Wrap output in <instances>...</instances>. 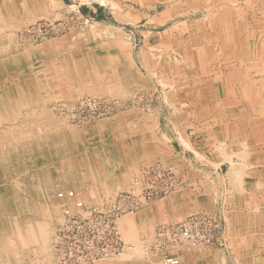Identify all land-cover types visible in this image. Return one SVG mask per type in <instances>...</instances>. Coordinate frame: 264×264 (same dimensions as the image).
I'll return each instance as SVG.
<instances>
[{"label":"rangeland","instance_id":"374dc122","mask_svg":"<svg viewBox=\"0 0 264 264\" xmlns=\"http://www.w3.org/2000/svg\"><path fill=\"white\" fill-rule=\"evenodd\" d=\"M34 1L37 4L32 12L24 14L22 12L20 16L9 21V28L7 26L6 28L12 31L17 43L22 45L23 49L47 45L46 49L49 52L47 51L43 55V60L39 64V72L45 82L51 84L56 82V85L50 87L48 90L36 91V95L40 97L42 102L39 101L33 103L31 106L22 108L11 122H3L0 124V152L5 153L11 148H25L26 145L24 144H31L33 141L36 142V140L41 141L54 134H59L62 137V130L67 132L70 129L79 128V130H82L84 128L87 131L91 130L96 132L95 130H99V123L105 122L106 126L109 127L108 141L117 139V141H115L117 146L120 145L121 141H125V143H127V141H133L134 139L140 141L141 147L138 152V155H140L138 156L139 163L136 165V169L134 171L132 169V172L129 174V188L117 191L114 190L107 195L104 194V190H102L101 187L97 186L95 190L98 200L90 197V199H87L90 200L87 205H107V202L112 200L115 196L132 191H138L136 193L140 194L141 190L149 184L148 173L152 168L157 166L171 171L175 177L178 178V185L175 190L169 191L168 194L159 199L137 204L138 207L133 215L122 218V220L124 219L123 225L127 222L134 221L146 223L145 229L137 230V239L136 243H133L134 245L131 244L133 241H129L125 237L126 235H124L126 226L121 228L123 230H121L122 233L120 232V238L128 245V249L129 247L131 249L130 251H125L124 254H128L129 260L131 259L130 261L141 264H159L162 262L163 255L176 257L179 260V264H222L216 254V248L213 246L199 248L189 242L178 240L176 247L170 248L167 246L168 241L164 237L162 243L160 242L159 230L161 231L162 227L170 228L176 222H180L189 216L200 213L213 216L211 215L214 209L213 198H211V202L209 199H206V197L199 198L200 193H203L202 185L204 184L203 182H205V177L209 174L207 171H214L215 167L219 166L222 168L221 174L226 175L225 173L229 169L228 162L232 166L235 164L238 166V160L237 162L235 160L231 162V158L224 157V154H230V151L233 150L234 152V150L236 151L240 148L239 141H235L237 143H232L231 139L228 138L227 134L229 129L226 125H222L221 123L207 124L209 119L215 118L218 120V118L214 116V113L213 116L206 114L209 113V111H213L214 108L205 97H202V100L197 103L199 101V99H197V95L199 96L197 91L201 89V86L197 85L199 87L195 89V94L193 90L190 92L191 86L197 83L194 81L197 76L193 77V75L189 74L192 71L189 70L194 67L195 69L192 70L196 71V68L200 66L199 63L203 64L206 62H200L199 56L201 55H197L193 62L187 61L180 65L176 64L174 60H171L174 70L183 68V71H185L187 70L186 68L189 69L188 72L181 73L182 75L179 78H174V81L171 77H169L167 81L164 76V67L169 57H183L181 54L183 47H189V45L183 43H187V40H191L193 37L195 38L196 34L212 37V39L216 41L225 40V37H228L227 35H229V32L232 30L221 28L219 22L223 20L217 21V17L221 15L213 14L209 16L212 17V19L208 18L205 19V21L200 19L195 23V27L199 33L193 34V29L191 27L190 29H182V27L178 28L176 26L177 24L171 23L168 28L163 27L158 30L159 34H156L154 38L150 39L149 37H145V34H142L144 28L141 26H128L115 23L108 14H104L102 17L99 15L92 18L85 17V13L82 11L84 7H78L79 0L77 4L76 2L70 4V0H63L64 4L58 7L54 6L48 13L45 6L41 5L43 2L40 4L39 0ZM79 2H82V0ZM262 15L258 16L260 19L257 18L256 21H250L248 23V25H253L252 27L254 28L250 27L247 28V30L242 29L244 32L247 31L249 40H255V35H257L256 44L260 46L264 43V19H261L264 18V14ZM249 17H253V15ZM224 20L227 19L225 18ZM249 20L248 18V21ZM101 21H104V24H102L103 26L112 25L119 30L120 33L114 30L115 32L112 34V32L110 33L112 30L108 31L106 28L98 27L96 23H102ZM209 24L214 28L208 29ZM217 24H219V26H217ZM203 32L204 34H202ZM199 47L203 48L202 44H199ZM222 47L226 48V46L222 45L220 47L222 50L215 53L223 58L224 56H228L229 50L227 54ZM53 48L55 50V56L53 55ZM217 48H219V46H217ZM253 48H256V46H249V51ZM236 49L237 54L242 52V47L240 45H237ZM85 50H98V52H101L107 58L117 53V55L124 54L130 69H135V72L138 74L137 78L139 81H137L141 84V88L135 89L131 97L111 95V93L107 91V88H110L111 85L106 82L108 81L106 78L105 80L103 79V82L93 80L90 74L91 70L86 67L79 68L77 66V61L84 57ZM211 50L213 49L205 53V55H207L206 57L209 58L214 56L215 53ZM231 51L234 50H230V52ZM199 54L203 55V53ZM47 58H49V60ZM236 61L237 60L234 62L236 63ZM216 64H219L223 68L225 65H228V62L221 60ZM229 64H231L230 61ZM249 65L255 70H262V72L259 73L261 75L253 79L263 80L264 82V59L254 60L249 63ZM71 67H75V69ZM112 70L115 71L116 69ZM225 80V82L229 83L228 77H225ZM219 88H221V86ZM210 89L214 88L211 87ZM230 90H233V88H221L222 93L219 96L218 93L220 91L215 90L214 97L217 95L216 99H218L221 104H224L227 102L224 99H227L228 95L231 93ZM234 90L236 91L237 89L234 88ZM87 100H95L97 103L94 107L88 106L87 103L83 104V106L80 105V102ZM89 102L93 103V101ZM214 104L216 106L217 103ZM206 106L209 111L205 108ZM228 110L231 111V108ZM160 128L166 132L169 136V140L161 134L163 132L160 131ZM177 134L185 139L179 142L176 139ZM112 135L116 138H112ZM55 139L58 140L59 137ZM214 152H217L219 156H215V158L209 157V154H213ZM38 155L40 156L37 157L39 160L44 156V154ZM23 156L24 154L21 159L24 158ZM46 156L50 158V155ZM181 159L185 161V164L193 166L194 169L198 171L200 170L199 172H194L200 182L197 183V185L194 184L196 187L195 190H191L190 188L189 191L186 190L184 192V202H188V205H185L186 203L183 205L182 212L171 214L170 220L167 221H162L163 218L161 217L160 220L151 227L147 225L145 219L147 216L143 217L144 214H147V212L145 213L146 208L157 202H162L169 196L186 188V183L183 185L182 174L177 171V169L181 168L180 163H184L181 162ZM183 171V175L186 177L193 176L190 169ZM4 177L8 178V174L4 175ZM4 181L6 182V179ZM67 189L68 188L65 190ZM69 190L75 191L76 198H78L79 190L76 187L71 186ZM56 192L62 191L57 190ZM193 194L198 199H195ZM17 196L18 195H16V201L19 200L21 195ZM92 199L95 201L93 202ZM192 201H200L201 204H204V206H202L205 210L201 212H194L192 210L187 211V206H192ZM29 209L30 214L28 218L32 220L28 221L34 222L39 220V215L34 216L36 208L30 206ZM155 212L157 211H154V214L152 213L150 219L153 216L155 217ZM159 213L161 212L159 211ZM217 222L220 225V234L222 237V222L218 218ZM59 224L53 222L52 227L54 232L49 242L55 255L58 254V252L56 253L54 244L56 233L59 236ZM135 245H137V247ZM132 248H134V250ZM220 249L222 250L224 248L217 246L216 250ZM120 255L82 264L114 263L115 261L121 260ZM56 258L52 256L48 257L46 254H39L36 252L35 247L30 246L18 256L16 262L11 263L7 262V260H0V264H59L57 255Z\"/></svg>","mask_w":264,"mask_h":264},{"label":"bare ground","instance_id":"6f19581e","mask_svg":"<svg viewBox=\"0 0 264 264\" xmlns=\"http://www.w3.org/2000/svg\"><path fill=\"white\" fill-rule=\"evenodd\" d=\"M36 4L34 0H0V124L11 122L22 108L39 101L42 102L40 97L36 95V91L48 90L56 85V82L54 84L45 82L39 72V64L43 60V55L48 51L46 49L47 45L23 49L22 45L17 43L15 35L8 29L9 21L20 16L22 12L23 14L32 12ZM41 5L45 6L48 13L54 6L58 7L62 4L59 0H47ZM261 48L264 51V44ZM117 54L107 58L98 50H85L84 57L77 61V66L91 70L90 74L93 80L103 82V79L106 78L108 80L106 82L111 85L110 88H107L111 95L131 97L135 89L141 88L137 78L138 74L135 69H130L124 54ZM47 59L49 60V58ZM171 60H174L178 65L183 64L182 57H169L166 60L164 76L167 81L169 77L173 81L174 78L180 77L181 68L174 70ZM72 69H75V67ZM112 69L116 70L113 71ZM213 101L211 104L214 110L209 111L205 107L209 111L206 114L211 116H213V113L214 116L219 115V113L223 114L226 124H222L228 127V138L232 139L234 143L236 130L240 131V129L232 124L233 120L231 119H236L238 116L230 110H224L222 105ZM214 103H217L216 106ZM83 129H70L67 132L62 130V137L59 134H54L45 138L46 140H36L31 144H24L26 146L22 149L11 148L5 153L0 152L1 261L16 262L18 256L30 246L35 247L36 252L39 254L56 258L57 254L55 255L49 245L54 232L52 224L53 222L56 224L61 223L62 209L72 206L74 202V200L68 198H58L57 190L67 192L71 186L76 187L79 190L78 198L81 197V201L87 205L90 202L87 199H90V197L97 199L95 190L97 186L101 187L104 194L107 195L114 190L129 188V174L132 169L133 171L136 169L137 161L135 158L138 157H135L134 154L138 155L141 147L140 141L137 139L127 141V143L121 141L120 145L117 146V143H115L117 139L108 141L109 127L106 126L105 122L99 123V130H95L96 132ZM56 137H59V139L56 140ZM112 138L116 137L112 135ZM23 154L24 158L21 159ZM38 154H44L41 160L37 158L40 157ZM46 155H50V158ZM240 156L238 159H240ZM242 157L244 156L242 155ZM235 168L236 166H234ZM234 169V173L230 169L232 174H235L236 170ZM6 174H8V178L4 177ZM232 174L231 176H233ZM234 179L232 180L234 181ZM234 185L237 184L234 182ZM66 188L68 189L65 190ZM16 195H21L17 201ZM30 206L36 208L34 216L39 215V220L28 221L32 220L28 218ZM121 220L118 223L120 232L123 230L121 228L126 226L125 237L129 241H133L131 244L136 243L137 230L145 229L146 223L134 221L123 225L124 219ZM135 246L137 247V245ZM132 249L134 250V248ZM128 250H131L130 247L125 251ZM125 251L120 255L121 260L104 264H141L130 261L128 254H124ZM159 264H162V262Z\"/></svg>","mask_w":264,"mask_h":264},{"label":"crops","instance_id":"0c3cea01","mask_svg":"<svg viewBox=\"0 0 264 264\" xmlns=\"http://www.w3.org/2000/svg\"><path fill=\"white\" fill-rule=\"evenodd\" d=\"M46 1L47 0H39L40 3ZM59 1L61 4H64L63 0ZM77 1L78 0H70L71 3H69L73 4L76 2L77 4ZM79 1L78 7H84L82 11H84L85 17L92 18L97 17V15L102 17L104 14H108L115 23L128 26H141L144 28L142 34H145V37H149L150 39L154 38L156 34H159L158 30L163 27L168 28L171 23L177 24L176 26L178 28L182 27V29H190L191 27L193 29V34L199 33L195 27V23L200 19H203V21L208 18L212 19V17L209 16L213 14L221 15L217 17L218 22L221 19L223 20L219 22L221 28L232 30L229 32V35H227L228 37H225V40L215 41L212 37L196 34L195 38L193 37L191 40H187V43H183L189 45V47L184 46L182 49L181 54L183 55V63L187 61L193 62L197 55H201L199 56L200 62H206L203 64L199 63L200 66L196 68V71L192 70L195 69L194 67L190 70L186 68L187 70L185 71L181 68L179 75L181 76V73L188 72L189 70L192 71L189 74L193 75V77L197 76L194 80L197 83H194L195 85L191 86L190 89V92L193 90L195 94V89L201 86V89L197 91L199 96L196 94L197 99H199L197 103L202 100V97H205L210 103L214 100L219 103V105H222L224 110L231 108V111L238 116L236 119L231 120H233L232 124L240 129V131L236 130L237 133L234 138V143H237L235 141H239L240 148L239 150H234V152L233 150L230 151V154L224 155L227 158H231V162H234V160L237 162L238 160L240 165H233L231 168L232 165L228 162L229 169L226 171V175L221 174L222 168L219 166L215 167L214 171H207L209 174L206 175L205 182H203L204 184L202 185L203 193L201 192L199 195V198L206 197L210 202L211 198H213L214 209L211 215L220 219L222 222V238L225 242V246L222 250H216L217 246H213L216 248V254L222 264H264V82L263 80L253 79L260 76L261 74L259 73L262 72V70H255L249 65V63L254 60H263L264 51L260 45L256 44L257 35H255V40H249L247 31L244 32V30H242H247V28L250 27L254 28L252 27L253 25H248V23L250 21H256L257 18L260 19L258 16L264 14V0ZM252 15L253 17H249ZM199 16L202 17L200 18ZM225 18L227 20H224ZM248 18L250 19L249 21ZM101 22L102 23H96L98 27L106 28L108 31L112 30L110 31L112 34L115 32L114 30H117L112 25L103 26L102 24H104V21ZM219 24H217V26H219ZM212 28L214 27L209 24L208 29ZM200 29L203 30L202 28ZM117 33H120L119 30H117ZM202 34H204V32ZM199 44H202L203 48L199 47ZM222 45L226 46V48H222L227 54L229 50L228 56H224L223 58L216 54L218 51L222 50L220 48ZM237 45L242 47V52L238 54L236 49ZM217 46H219V48H217ZM249 46H256V48L249 51ZM210 49H213L211 51L216 53L214 56L208 58L205 53ZM230 50L234 51L230 52ZM53 51V55H55L54 48ZM199 53H203V55ZM221 60L228 62V65L222 68L219 64H216ZM235 60H237L236 63L234 62ZM229 61L231 64H229ZM234 63L235 65L233 66ZM225 77H228L229 83L225 82ZM218 85L219 87L221 86L222 89L233 88V90H230L231 93L228 95V98L224 99L227 101L226 103L223 101L224 104H221V102L216 99L217 95L214 97L215 90L220 91L218 96L222 93ZM211 87L215 90L210 89ZM234 88L237 90L235 91ZM219 115L216 116L218 120L215 118L209 119L207 124H226L223 114L219 113ZM160 131L163 132L161 134L165 136L166 139L169 138L162 128H160ZM240 134L242 135L240 136ZM176 139L180 142L185 138L177 134ZM241 154L244 157H242ZM134 155L135 157L140 156L137 154ZM215 156H219L217 152L209 154V157L215 158ZM239 156L240 159H238ZM135 160L137 161L136 165H138L139 157L135 158ZM181 162L184 163L182 164L179 162L181 168H179L180 170L177 169V171L182 174L183 185L186 183V188L169 196L162 202H157L154 205L148 206L145 210L147 214L143 215V217L149 216L148 219L147 217L145 218L147 225L152 227L161 217L163 218L162 221H167L170 220L171 214L182 212L183 205L186 203L184 202V192L186 190L189 191L190 188L191 190H195L196 187L194 184L197 185V183L200 182L195 174L198 170L194 169L193 166L185 164L183 159H181ZM234 166H236L235 169ZM188 169L193 173V176L186 177L183 175V170ZM230 169H232V173H234L233 169L236 170L235 174H238L239 177L238 175H236V177L235 174H232ZM202 171L206 172L205 170ZM231 174L233 176H231ZM232 177L235 178L234 181ZM234 182L238 187L234 185ZM194 198L198 199L195 196ZM192 202V206H187V211L192 210L194 212H201L205 210L203 207L204 204H201L200 201ZM185 205H188V202ZM158 210L161 213H159ZM207 210L211 211L210 209ZM154 211L158 213L155 212V217L153 216L150 219Z\"/></svg>","mask_w":264,"mask_h":264},{"label":"built area","instance_id":"2783aa9c","mask_svg":"<svg viewBox=\"0 0 264 264\" xmlns=\"http://www.w3.org/2000/svg\"><path fill=\"white\" fill-rule=\"evenodd\" d=\"M85 103L94 107L97 102L87 100L80 102V105L83 106ZM152 169L148 173L149 184L140 194L136 193L138 191L120 194L108 201L107 205H86L76 198V192L73 190L57 193L58 198L74 200L72 206L62 209V220L58 226L59 236L56 233L54 246L56 253L58 252L59 264L100 261L120 255L128 248L120 238L119 221L125 216L133 215L137 204L164 197L178 185V178L171 171L160 166ZM220 230L216 217L200 213L176 222L170 228L162 227L161 231L159 230V237L161 243L165 238L170 248L176 247L178 240L189 242L199 248L208 246L224 248L225 242ZM162 264H179V260L163 255Z\"/></svg>","mask_w":264,"mask_h":264}]
</instances>
